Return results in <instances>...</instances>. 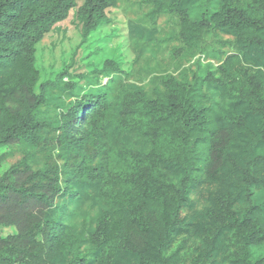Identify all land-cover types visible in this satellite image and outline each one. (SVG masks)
I'll list each match as a JSON object with an SVG mask.
<instances>
[{"label": "trees", "instance_id": "16d2710c", "mask_svg": "<svg viewBox=\"0 0 264 264\" xmlns=\"http://www.w3.org/2000/svg\"><path fill=\"white\" fill-rule=\"evenodd\" d=\"M139 2L134 61L183 66L155 83L38 61L71 9L84 44L117 0H0V264H264V0Z\"/></svg>", "mask_w": 264, "mask_h": 264}, {"label": "rangeland", "instance_id": "374dc122", "mask_svg": "<svg viewBox=\"0 0 264 264\" xmlns=\"http://www.w3.org/2000/svg\"><path fill=\"white\" fill-rule=\"evenodd\" d=\"M117 4V7L107 9L110 23L94 32L84 44H80L79 29L73 16L75 9H71L67 18L58 22L46 38L38 43L37 58L39 63L42 62L47 71H58L69 63L75 50L80 53V58L94 51V54L85 61L86 64L89 62L92 65L100 66L104 60L112 59L120 62L122 69L129 73L130 79L136 80L140 84H145L148 81L155 83V80L164 74L180 72L183 66L178 63L179 59L174 58L166 48H159L148 53L147 50H144L142 54L137 55V60L134 61L133 37L128 35L129 23L131 21L132 23L133 21L138 22V20L143 23L149 22H146L139 0H117ZM166 18V16H161L159 22ZM156 29L160 35L171 34L176 31V20L169 17L163 23L156 25ZM198 58L200 73L203 74L212 63L203 60L202 57ZM92 65H79L77 71L88 72L92 69ZM63 97L64 95H61V99L66 101ZM16 149L27 154H32L35 151L34 147L24 144L17 145ZM261 247L263 250L264 245Z\"/></svg>", "mask_w": 264, "mask_h": 264}, {"label": "built area", "instance_id": "2783aa9c", "mask_svg": "<svg viewBox=\"0 0 264 264\" xmlns=\"http://www.w3.org/2000/svg\"><path fill=\"white\" fill-rule=\"evenodd\" d=\"M66 79V78H65Z\"/></svg>", "mask_w": 264, "mask_h": 264}]
</instances>
